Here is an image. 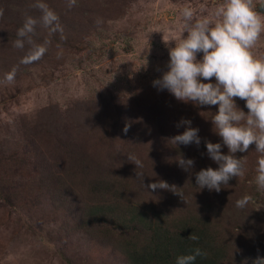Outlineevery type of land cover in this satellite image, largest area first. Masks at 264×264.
Instances as JSON below:
<instances>
[{"label": "rangeland", "instance_id": "1", "mask_svg": "<svg viewBox=\"0 0 264 264\" xmlns=\"http://www.w3.org/2000/svg\"><path fill=\"white\" fill-rule=\"evenodd\" d=\"M262 1L254 0V3ZM2 2L7 10L39 20L42 12L33 5L46 3L59 16L62 31L57 32L72 41V45L60 47L47 41L48 50L39 64H24L22 58L32 46L26 43L21 50L14 47L17 38L5 40L8 34L2 29L5 16L0 18V51L2 47L6 49L5 61L0 65V156L23 155L27 151L23 146L32 137L35 148L46 158L47 165H51L60 162L56 147L62 138L91 153L97 148L101 157L109 156L108 161L125 158L116 166L125 161L134 165L127 159L128 155L143 156L154 162L166 153L165 159L169 164L175 162L179 170L177 159L182 155L194 160V167L185 172V177L195 185L196 173L200 170L218 168L208 156L207 148L205 152L201 150L203 145L206 147V141L222 144L211 120L218 105L198 106L178 101L167 90L154 87L153 81L168 71L169 48L175 42L166 45L165 41L171 38L179 42L181 35L187 36L186 32L182 34V9L191 7L196 19H213V11L223 0H77L71 9L68 0ZM49 29H45L46 34ZM44 43L34 41V44ZM254 51L264 58V35ZM202 56L198 53L197 59ZM10 74L11 82L7 79ZM211 82L215 83V79ZM234 99L247 113L245 101ZM112 114L119 115L126 125L132 123L130 130L134 134L142 132L137 142L132 140L133 153L127 151L126 157L118 151L126 146H121L122 129L113 126ZM181 119L190 120L191 126L199 129V146L172 144L171 138L185 130L183 126L176 127ZM101 132L112 141H103L97 146L93 140H100ZM221 150L228 154L226 146ZM235 155L245 157L246 173L221 188L227 203L232 204V210L226 212L230 218L238 219L240 212L242 217L256 219L257 228L262 224L260 234L264 240V192L257 191L255 184L259 154L253 144L247 152ZM32 178L26 175L10 183L18 188L24 180ZM11 189L4 188V191L10 195ZM200 192L202 195L216 193L207 188ZM244 197L251 199L240 211L237 201ZM29 210L16 199L0 196V264H66L62 255L71 258L93 252L91 245L71 232L70 218L51 215L45 205L36 207L34 212ZM221 213L222 210L217 211L218 215Z\"/></svg>", "mask_w": 264, "mask_h": 264}, {"label": "trees", "instance_id": "2", "mask_svg": "<svg viewBox=\"0 0 264 264\" xmlns=\"http://www.w3.org/2000/svg\"><path fill=\"white\" fill-rule=\"evenodd\" d=\"M255 5L256 10L264 14V0ZM0 9L5 16L3 23L0 19V31L2 23V29L8 32L5 40L16 39L18 29L29 16L7 10L2 0ZM35 19L38 23L33 41H49L60 47L72 45V41L57 31L49 29L46 34L42 22ZM5 52L2 47L0 65L5 61ZM30 64L38 65L39 61ZM112 123L122 129L121 146L126 147L118 151L126 157L127 151L133 153L130 145H134L132 140L137 142L141 131L134 134L129 127L125 134L126 122L119 115L112 114ZM99 138L93 140L97 146L103 141H112L105 132H101ZM26 143L23 148L27 151L23 155L0 156V196L18 200L20 206L29 207L31 212L45 205L51 215L70 218L71 232L91 245L93 252L89 256L82 253L71 258L62 255L66 264H176L178 256L190 254L196 248L207 255L197 257L194 264H263L262 224L257 228L256 219L242 217L240 212L238 219L230 218L226 211L232 210V204L227 203L222 191L214 195L200 194L197 185L186 179L187 171L178 170L170 156L168 160L172 164H169L165 159L168 154L164 153L154 162L143 156L137 158L142 168L127 161L116 166L125 158L108 161L109 156L101 157L97 148L91 153L83 146L60 138L56 147L60 162L47 165L32 137ZM201 150L205 152L206 147L203 145ZM172 172L174 176L170 175ZM137 173L143 176L138 177ZM26 175L34 178L24 180L18 188L10 183ZM160 180L175 185L177 193L148 188L149 184ZM10 187L9 195L4 188ZM218 210H222L219 215ZM191 234L199 239L191 240Z\"/></svg>", "mask_w": 264, "mask_h": 264}, {"label": "clouds", "instance_id": "3", "mask_svg": "<svg viewBox=\"0 0 264 264\" xmlns=\"http://www.w3.org/2000/svg\"><path fill=\"white\" fill-rule=\"evenodd\" d=\"M77 5V0H68V7ZM33 7L42 12L40 22L53 32L61 30L59 16L46 3L38 2ZM183 33L179 42L175 39L165 41L175 42L169 48L168 71L161 78L153 81L158 90H167L178 101L191 102L198 106H217L218 111L212 116L214 132L222 138L221 143L205 142L207 154L218 168L202 169L196 173L198 189L207 188L219 192L229 185L233 178L245 175V157L237 158L236 153H244L250 145L255 144L259 154L255 169V184L257 191L264 192V58L255 54V49L264 35V14L256 10L254 0H223L212 13L213 19L207 17L195 18L191 7L182 9ZM3 9H0V18ZM38 21L26 17L23 26L17 31L14 47L24 49L25 44L31 45V50L22 58V63L30 64L39 61L47 52V41L44 44H34L32 35ZM202 53V59L197 54ZM215 79V83L211 82ZM7 79H13L10 74ZM202 81H209L207 83ZM234 98L245 101L248 112L241 110ZM184 127L182 134L171 138L175 146H188L201 143L199 129L191 126V121L181 119L177 128ZM130 125L123 129L126 134ZM226 146L228 154L222 153ZM128 160L142 168V162L134 156ZM178 166L184 171H191L194 160L185 159L181 155L177 159ZM138 177L143 176L137 173ZM149 189L168 190L176 192L175 185H169L160 180L148 185ZM250 197L237 201L238 208H244L250 202ZM189 238L199 239L194 234ZM206 252L196 248L192 253L180 255L176 264H194L197 257H205Z\"/></svg>", "mask_w": 264, "mask_h": 264}]
</instances>
